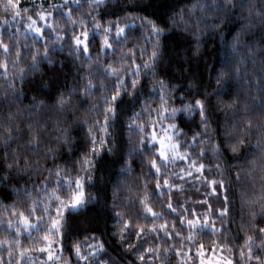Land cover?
Returning <instances> with one entry per match:
<instances>
[{"label":"clouds","instance_id":"1","mask_svg":"<svg viewBox=\"0 0 264 264\" xmlns=\"http://www.w3.org/2000/svg\"><path fill=\"white\" fill-rule=\"evenodd\" d=\"M0 264H264V0H0Z\"/></svg>","mask_w":264,"mask_h":264},{"label":"snow or ice","instance_id":"2","mask_svg":"<svg viewBox=\"0 0 264 264\" xmlns=\"http://www.w3.org/2000/svg\"><path fill=\"white\" fill-rule=\"evenodd\" d=\"M79 199H80V195H76V196L73 197V202H74V203H75V202H78Z\"/></svg>","mask_w":264,"mask_h":264}]
</instances>
